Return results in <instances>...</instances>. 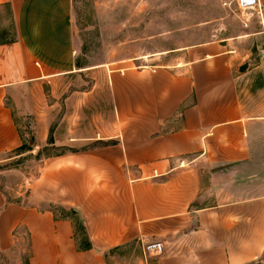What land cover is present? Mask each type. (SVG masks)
Instances as JSON below:
<instances>
[{"label":"crops","instance_id":"0c3cea01","mask_svg":"<svg viewBox=\"0 0 264 264\" xmlns=\"http://www.w3.org/2000/svg\"><path fill=\"white\" fill-rule=\"evenodd\" d=\"M72 4L0 0L15 30L0 42V155L23 144L14 112L50 117L46 85L61 95L80 80L70 74L93 75L68 94L74 105L60 127L76 138L44 158L27 204L0 186V252L18 246L24 226L27 264H107L106 252L132 241L163 243L154 264L264 256V64L236 73L224 38L143 54L136 69L117 60L80 67ZM88 106L97 113L87 132L97 125L106 135L84 141L93 136L77 118ZM49 124L34 146L48 143ZM44 203L76 210L93 247L79 249L73 219Z\"/></svg>","mask_w":264,"mask_h":264},{"label":"rangeland","instance_id":"374dc122","mask_svg":"<svg viewBox=\"0 0 264 264\" xmlns=\"http://www.w3.org/2000/svg\"><path fill=\"white\" fill-rule=\"evenodd\" d=\"M72 10L77 45L75 55L80 67L117 60L125 68L136 69L140 60L134 58L143 54L205 41L220 42L224 38L236 50L232 53L236 59V73L247 72L260 63L264 64V4L260 12L258 8L240 7L237 0H73ZM14 32L7 9L0 12V42L14 39ZM239 64L247 65V68L242 71ZM258 71L256 74L264 78V67ZM70 76L80 80L76 84L72 82L61 86L67 89L64 94L55 95L52 85L45 86L44 95L52 105L50 117L44 118V114L38 112H14L25 148L0 155V186L10 201L27 204L31 183L39 177L44 158L63 151L59 147L60 143L76 138V132L63 129L60 122L65 120L66 112L63 111L74 105L68 101V94L73 89L90 87L93 75L90 71H84ZM20 97L26 102L25 93H20ZM85 111L83 117L77 119L83 121L82 131L91 134L93 138L82 140L105 136L97 125L87 132L86 124L97 110L88 106ZM45 119L50 121L48 143L41 147L34 146ZM75 119L67 117L66 124L69 125L70 120L74 124ZM53 140L54 143H50ZM51 205L42 204L46 207ZM51 207H54L58 216L66 215L73 219L78 241H82L85 232L72 209L56 205ZM20 233L22 240L12 252H0V264H27L30 251L24 226L20 228ZM154 262V257H149L147 262L143 245L137 241L106 252L107 264ZM247 264H264V256Z\"/></svg>","mask_w":264,"mask_h":264},{"label":"built area","instance_id":"2783aa9c","mask_svg":"<svg viewBox=\"0 0 264 264\" xmlns=\"http://www.w3.org/2000/svg\"><path fill=\"white\" fill-rule=\"evenodd\" d=\"M237 4L242 8H253L259 9L260 12L263 11V4L261 0H237ZM164 250V245L162 242H147L143 245V253L145 259L148 262L149 257H154L156 255L162 254Z\"/></svg>","mask_w":264,"mask_h":264},{"label":"trees","instance_id":"16d2710c","mask_svg":"<svg viewBox=\"0 0 264 264\" xmlns=\"http://www.w3.org/2000/svg\"><path fill=\"white\" fill-rule=\"evenodd\" d=\"M51 140V139H50ZM25 148V144L23 143L19 148H17L16 150H23ZM72 212H74L78 218H79V221L81 223V228L84 230L85 232V237L83 238L82 241H78V238H77V235H76V240H77V245H78V248L79 249H82V250H85V249H90L92 248V242L90 241V238H89V235L87 233V230H86V227H85V224L84 222L82 221V219L80 218V216L78 215L77 211L72 209ZM63 217H69V216H66L64 215ZM70 218V217H69ZM72 219V218H71ZM75 223V222H74ZM75 229H76V225H75Z\"/></svg>","mask_w":264,"mask_h":264},{"label":"water","instance_id":"95a60500","mask_svg":"<svg viewBox=\"0 0 264 264\" xmlns=\"http://www.w3.org/2000/svg\"><path fill=\"white\" fill-rule=\"evenodd\" d=\"M247 68V65L241 67V70L244 71Z\"/></svg>","mask_w":264,"mask_h":264},{"label":"bare ground","instance_id":"6f19581e","mask_svg":"<svg viewBox=\"0 0 264 264\" xmlns=\"http://www.w3.org/2000/svg\"><path fill=\"white\" fill-rule=\"evenodd\" d=\"M262 22H263V24H264V20H263Z\"/></svg>","mask_w":264,"mask_h":264}]
</instances>
